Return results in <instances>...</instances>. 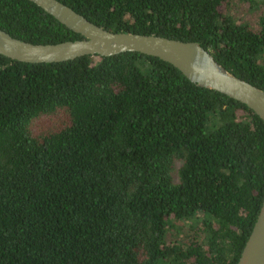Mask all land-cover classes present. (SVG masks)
Listing matches in <instances>:
<instances>
[{
	"label": "trees",
	"instance_id": "1",
	"mask_svg": "<svg viewBox=\"0 0 264 264\" xmlns=\"http://www.w3.org/2000/svg\"><path fill=\"white\" fill-rule=\"evenodd\" d=\"M57 1L112 32L196 42L264 91V7L252 28L235 0ZM0 29L82 38L28 0H0ZM263 191V122L169 63L0 55V264H235Z\"/></svg>",
	"mask_w": 264,
	"mask_h": 264
},
{
	"label": "water",
	"instance_id": "2",
	"mask_svg": "<svg viewBox=\"0 0 264 264\" xmlns=\"http://www.w3.org/2000/svg\"><path fill=\"white\" fill-rule=\"evenodd\" d=\"M82 38L36 44L0 29V55L28 63L59 62L83 55L109 56L131 51L154 56L178 69L190 82L217 91L250 109L264 124V91L235 77L193 41L152 34L112 32L57 0H28ZM235 264H264V191Z\"/></svg>",
	"mask_w": 264,
	"mask_h": 264
},
{
	"label": "rangeland",
	"instance_id": "3",
	"mask_svg": "<svg viewBox=\"0 0 264 264\" xmlns=\"http://www.w3.org/2000/svg\"><path fill=\"white\" fill-rule=\"evenodd\" d=\"M234 1V0H233ZM233 6V17L237 21L247 23L250 27L254 28L258 25V14L262 7H264V0H256V5L250 6L247 1L235 0Z\"/></svg>",
	"mask_w": 264,
	"mask_h": 264
}]
</instances>
